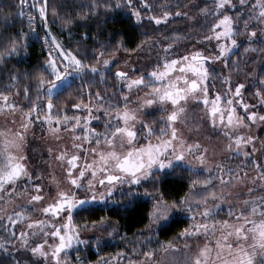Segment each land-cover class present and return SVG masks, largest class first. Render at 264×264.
Masks as SVG:
<instances>
[{"label":"snow or ice","instance_id":"obj_1","mask_svg":"<svg viewBox=\"0 0 264 264\" xmlns=\"http://www.w3.org/2000/svg\"><path fill=\"white\" fill-rule=\"evenodd\" d=\"M21 3H26V0H21ZM239 3L243 6L247 0H239ZM47 4L48 0H44L43 5L39 7V14L45 22ZM35 6L34 4L33 7ZM113 6L119 8L121 4H104V7L108 8ZM124 6L132 9L131 15L137 22L142 20L141 10L134 7V0H126ZM214 6L219 19L209 29L211 35L205 36L204 39H216V54L205 55L195 51L186 55H174L173 45L179 39L176 37L172 42L163 45L165 55L161 58L162 63L157 62L151 71H145L135 78L119 68L113 72V59L104 58L106 50L99 52L95 63H85L78 54L65 50L50 31L45 33L44 43L50 45L51 50L42 67V74L37 77L35 100L29 96V87L23 89L31 107L24 111L20 105L10 100L9 95L0 92V101L3 102L0 103V111L7 108L11 112L17 109L23 112V121L20 124L23 131L13 134L0 131V200L8 197L6 203H13L15 197L25 194L28 196L27 204L32 206L33 211H39L42 217L33 218L27 214L26 209L0 217V223L4 219L9 222L6 231L17 226L20 221H25L26 230H21L19 234L21 247L30 248L33 255L44 259L45 264H69L67 250L74 244L89 243L88 240L81 239L82 232L99 233L95 236V245H99L105 235L111 237L118 234V228L112 223L111 217H96L95 205L102 202L108 207L111 202L126 210L135 206L137 198L143 196L148 198L150 204L146 212V228L149 231H164L174 221V217L191 214L192 223L183 228L177 238L191 240L203 237L208 241L202 247L197 246L195 252H189L191 246L185 243L184 264H264V197L245 200L244 207L240 209L233 203L227 212L228 219L217 220L220 208L228 199L224 189L234 180L243 178L234 175L232 169H225L221 165H216L218 175L204 177V172H211L208 147L198 141L188 143L177 127L178 122L185 120L187 102L190 99L196 100L205 106V114L210 117L213 126L219 124L225 129L224 135L229 141L226 147L229 151H235L237 155L242 154L246 160L256 151L255 137L238 135L232 131L242 126H250L245 125V118L250 123L264 122V114L251 110L254 106L244 103L243 100H240L239 104L242 105L244 114H239L235 98L242 95L245 85L237 83L234 89L229 87L223 94L218 92L209 98L211 65L207 62L219 61L227 67L230 54L238 47L234 38L238 31L233 26V17L227 14V9L235 5L232 0H214ZM99 7L98 0H92L89 12L95 14ZM141 7L150 10L152 5L148 0H141ZM252 8L258 10L256 18L264 22V0H256ZM202 11L207 15L210 10L205 8ZM174 14L187 15L179 11ZM87 15L88 12L84 13L82 18ZM171 15L173 13L164 11L162 16H149V20L160 25L162 22L166 23ZM31 20L32 17L29 16V21ZM244 26L247 30L248 21L244 22ZM30 31L40 38L34 29ZM256 35L255 31L248 34L249 39ZM20 39L21 37L11 39L10 47L0 53V59L5 55L17 53ZM144 43L145 41H142L138 47H142ZM22 47L26 49L27 43ZM123 47L121 41L115 50ZM124 50L129 51L127 48ZM249 50L257 51L251 45L245 49L246 52ZM106 73L122 81V86L126 87L129 93L133 88L149 91L143 97L136 98L135 108L128 107L131 97L127 94H121L123 108H113L111 104L104 107L99 103L103 99L101 93L91 90L87 93L86 103L83 99L86 83L84 77L90 76L93 80L98 77L100 82H105ZM12 79L15 80L16 77L13 76ZM78 79L81 80L79 85L76 84ZM224 82L231 84V77L225 76ZM261 83L264 84V80H261ZM57 89L61 91L57 92ZM73 91H76L81 99L79 102H70L69 110L83 109L88 115L69 116L67 111L63 114L57 111L54 114V100L64 93L71 95ZM255 95L259 98L258 103L264 106V89H258ZM229 96L232 98L229 99ZM93 100L97 103H92ZM165 105H170V108H164ZM153 106H159V110L166 112V115L160 118L163 126L158 129L153 126L154 121L147 119L148 110ZM93 109L97 112L103 109V114L109 117L102 132L90 126L91 120L99 119L93 115ZM41 112H44L43 117ZM36 120L46 123L57 140L61 139L62 131L69 132L72 138L71 149L66 147L55 157L63 169V177L58 179L52 174L48 178V186L42 185L40 179L34 178V174L29 172L24 163L26 157L20 151L29 125ZM78 130L81 135L76 134ZM141 139L146 143H140ZM85 144L88 147H85ZM248 145L253 146L251 151L245 150ZM52 151L50 148L49 152ZM253 163L260 169V179H264V163ZM185 166L190 176L188 192L170 200L157 185L161 184L166 176L185 169ZM214 180L219 182V191L216 190L217 184L213 183ZM145 184H150L153 190L149 191L144 187ZM45 187H49V191L46 192ZM141 188L143 191L139 190ZM252 191L249 189V193ZM36 205H39L38 209ZM3 211L4 209L0 208V212ZM197 215L200 220H196ZM77 216L81 217L82 223L76 222ZM11 235L15 237V231H11ZM30 237H39V242L33 241L30 244ZM3 247L4 245L0 244V248ZM97 250L99 251V248ZM158 250L164 253L181 251L173 240H167L159 243V249L144 251L143 260L129 258L127 264H158ZM129 255L118 252L113 260L118 261ZM131 255H137L135 249H132ZM104 264H113V261H104Z\"/></svg>","mask_w":264,"mask_h":264},{"label":"trees","instance_id":"obj_2","mask_svg":"<svg viewBox=\"0 0 264 264\" xmlns=\"http://www.w3.org/2000/svg\"><path fill=\"white\" fill-rule=\"evenodd\" d=\"M238 1L232 0L235 4ZM91 2L92 0H48L47 20L45 22L39 14V7L43 5L44 0H26V3L23 4L21 0H0V53H4L5 49L10 47L11 39L21 37L17 53L11 56L5 55L0 59V92L5 94L17 92L24 111L31 107L29 100L24 96L23 89L29 87L31 89L29 96L35 100L37 77L42 74V67L49 58L48 53L51 50L50 45L45 44L43 40L46 32L50 31L65 50H71L78 54L80 58L85 60V63H95V57L103 50H106L104 58H113L118 55L135 54L153 42L170 43L175 35L183 40L203 39L205 36L211 35L209 29L219 19L215 12L214 0H148L149 4L152 5L150 10L141 7V0H134V7L141 10L142 20L140 22H137L131 15L132 9L124 6L126 0H98L100 7L95 10V14L89 12ZM192 2L195 4L191 6L190 15H180V17L174 18L175 12L185 13L188 10V5H191ZM105 3L112 5L120 3L121 7L108 8L104 7ZM34 4L35 7H33ZM252 6L253 4H248L227 11V14L233 17V26L238 31V35L234 37L238 42V47L230 55L225 74L230 76L232 80L240 81L258 67L256 79L251 82L246 91V100L249 103L258 104L259 98L255 94L258 89H264V84L261 83V80H264V51H261L264 49V35H260L261 39L257 41L247 39L251 31L260 30L261 21L256 18L258 12L253 10ZM205 8L210 10L207 15L202 11ZM164 11L173 13L171 15L173 19L166 24L156 25L154 21L149 20V16H162ZM86 12L88 15L82 18ZM21 13L23 14L21 15ZM29 16L32 17L31 22ZM245 21H248L249 25L247 30L244 26ZM30 29H34L40 38L33 35ZM177 29L179 31L175 32ZM121 41L124 47L116 51L115 49ZM142 41L145 43L142 47H138ZM24 43H27L26 49L22 47ZM249 45L257 51L249 50L246 52L245 49L249 48ZM124 48L129 49V51H125ZM53 57H55V53H53ZM117 68V64L112 65L113 72ZM209 71L211 73L209 78L210 92L214 88L221 90L224 84L222 76L215 70ZM140 74V72L134 73L132 77H137ZM13 76L16 77L15 80L12 79ZM106 76L105 82H100L98 77L95 80L90 76L84 77V81H86L84 83V101L88 102L87 93L89 90L99 91L103 97L99 103L103 104L104 107H109L111 104L113 108L116 106L123 108L124 101L121 94H126V92L120 89L119 80L113 75L106 73ZM80 83L81 80L78 79L76 84L79 85ZM80 99L81 97L76 91H73L71 95L64 93L54 100L53 113L60 111L63 114L64 111H67L69 116L74 115L75 109L69 110L68 106L70 102H79ZM92 103L95 104L97 101L93 100ZM259 106L264 112V106L260 103ZM100 114L104 115L103 109ZM40 115L43 116L44 112H41ZM163 116L164 113L149 114L147 119L154 121L153 126L158 129L163 126V121L160 119ZM100 119L104 120V117ZM92 127L96 128L97 131H104L102 123L98 124V121H95ZM259 137L262 144V157L259 163H264V125L260 130ZM144 141L143 139L140 140L141 143ZM253 162L252 157L246 160L244 156H236L229 160V166L234 175L242 172H255L260 175V169L255 167ZM203 176L207 177L208 174L203 173ZM189 179V173L185 168L166 176L157 187L171 200L188 192ZM144 187H147L149 191L153 190L150 184H145ZM139 190L143 191L142 188ZM94 207L96 217L100 215L111 217V221L118 226V234L111 237L107 236V239H102L99 245H95L94 238L88 240L89 243L84 244L87 256H83L79 247V263L86 259L95 262L101 258L115 257L118 252L130 254L127 256L130 259L144 258L142 255L144 251L159 249V243L164 241L173 240L176 245H180L181 238H177L178 233L191 224V221L184 215H179L174 217V221L166 230L149 231L146 228L148 224L146 212L150 204L148 198L143 196L137 198L135 206L126 210L120 205L111 204V202L108 207ZM29 215L32 216V212H29ZM216 219H228L227 213L225 211L220 212ZM75 220L82 223L80 216L75 217ZM8 227V220L0 223V242L4 245V249L0 250V264H29L14 254L17 236L13 237L9 230L6 231L5 229ZM132 249L136 250L137 255H131ZM162 252L157 251L156 259H159ZM73 259L77 261L75 255Z\"/></svg>","mask_w":264,"mask_h":264},{"label":"rangeland","instance_id":"obj_3","mask_svg":"<svg viewBox=\"0 0 264 264\" xmlns=\"http://www.w3.org/2000/svg\"><path fill=\"white\" fill-rule=\"evenodd\" d=\"M233 3V2H232ZM256 0H247L248 4H255ZM195 2H192L191 5H188V10L185 12L188 16L191 14V6L194 5ZM235 7H229L227 11L235 10L239 7H242L238 1L237 4L233 3ZM243 5V6H245ZM258 12V10H256ZM180 17V16H175ZM135 18V17H134ZM172 16L168 17V21L172 20ZM136 20V19H135ZM167 21V22H168ZM166 22V23H167ZM162 22V24H166ZM260 30L255 31L257 33L256 37H253L248 40L250 41H257L261 39V36L264 35V22L260 23ZM179 30H175V32H178ZM261 35V36H260ZM176 37H179L178 35H175L173 39ZM179 37L178 40H176L173 45V54L174 55H186L191 52L200 51L205 55H213L218 52V48L216 47L217 41L216 39H212L211 41L205 40L204 38H198V39H191V40H183ZM163 42H153L148 45H146L144 48H142L139 52L132 54V55H118L116 57H113V65L117 64L119 69L125 70L129 73V76L132 77L134 73L140 72L141 74L145 71H151L153 67L156 65L157 62L162 63V57L165 55L163 52ZM237 48V47H236ZM233 51H235V49ZM231 55V54H230ZM211 67L209 70H215L217 71L224 81L225 69L226 67L224 64L220 63L219 61L213 62L208 61L207 62ZM258 71V67L254 68L246 78L235 81L231 79V84H227L224 82L223 88L221 90H214L210 92L209 90V98L211 99L216 95V93H224L229 87H235L237 83H243L245 85L244 89H242V95L240 97H236L237 101V110L240 115L244 114V109L242 105L239 104L240 100H243L244 103L249 104L250 106H254L251 110L256 111L259 114H264L262 110L260 109L259 103H249L246 100V91L251 85L252 81H255L256 79V73ZM135 78V77H132ZM210 83V79H209ZM123 82L119 81L120 89H123L127 95H130L131 102L128 104L129 108H135L137 106L136 98L137 97H143L144 94L149 91V89H143V90H137L136 88H133L131 93H129L128 89L126 87L122 86ZM61 89H57L58 92ZM9 95V98L11 101L16 102L20 107L22 108L19 100V94L13 93V94H7ZM229 99L232 97L229 96ZM0 103H3L0 101ZM164 108H170V105L163 106ZM187 112L184 122H178L177 127L180 129V131L183 133V136L188 141V143L193 142H199L202 145L208 147L209 153H208V161H209V168L211 169V172H204L208 175L216 176L219 173L216 170V165H221L225 169H230L229 160L236 156H243L242 154L237 155L235 151H229L227 149L228 144V138L224 135L225 129L217 124V126H213L211 123V119L208 115L205 114V106L202 102H198L196 100H189L187 102ZM23 109V108H22ZM101 111L97 112L95 109H93V115L99 117V119H93L90 121V126L92 127V124L95 121H98L99 123H102V127H104L105 122L109 119V117L105 115H101ZM149 114H155V113H164V116L166 115L165 111L159 110V106H153L152 109L148 110ZM74 114H78L82 117L87 116V111L83 109H75ZM43 117V116H41ZM104 117V120H101L100 118ZM23 121V112L20 109H17L15 112L9 111L7 108H5L3 111H0V131L13 134L18 131H23V129L20 128V124ZM115 123V121H113ZM245 125L250 126H242L238 129L232 130L235 134L243 135V136H253L255 137V148L256 151L252 154V158L256 163L260 162V159L262 157V144L260 141L259 133L262 129L264 122L257 121L255 123H250L247 118H245ZM140 125L137 123V128H139ZM102 132V131H101ZM77 135H81L82 133L78 130ZM61 139L57 140L53 134L49 131L48 125L46 123H42L40 120H36L34 123L29 125L27 132L25 133L24 141L22 143L21 152L26 157L24 163L26 167L28 168L29 172H32L34 174V178H39L42 185L48 186L49 185V176L52 174H55L58 179H61L63 177V169L60 166V162L56 160V155H58L59 151L63 150L64 148L71 149L72 144V138L71 134L69 132H60ZM2 139V137H0ZM141 143V142H140ZM143 143H146L144 141ZM85 147H88L87 144H85ZM252 145H248L245 150L251 151ZM52 149L53 151L50 153L49 149ZM187 168V166H185ZM236 176L242 177L241 180H234L232 184H230L227 188L224 189L225 193L228 194V199L223 203L222 207L219 210L220 212L225 211L226 213L229 210V206L233 203L236 204L237 209H240L244 207V201L258 198V197H264V179H260L259 173H237ZM227 179V177H225ZM214 184H217V191H219V182L213 181ZM21 186L22 183H21ZM127 188V185L124 186ZM249 189H252L253 191L249 193ZM45 191H49V187H45ZM119 194V193H117ZM196 193H194L195 195ZM8 197H5L4 200H0V208L4 209L3 212H0V217L5 216V214H12L13 212H21L23 210H27V213L32 212L33 218H42L39 211H33L32 206L27 204L28 196L25 194H21L18 197L14 198L13 203H6ZM21 206H24L23 208ZM95 206H104L101 202L98 205ZM37 209L39 208V205H36ZM191 214L184 215L185 218L189 219L192 223V220L190 218ZM7 220V219H4ZM3 220V221H4ZM196 220H200L199 215L196 216ZM20 225L14 226L9 231H16V242L14 244V254L19 257L21 260H23L26 263L29 264H45V261L43 258L39 257L38 255H33L30 251V248L28 247H21L20 241H19V234L21 230H26L25 221H20ZM113 223V222H112ZM115 224V223H114ZM116 225V224H115ZM17 227V228H16ZM116 227H118L116 225ZM157 231V230H155ZM99 235V233L93 234L92 232H84L81 234V239L85 240H91L95 239V236ZM218 235V234H217ZM103 239H107V235L103 237ZM33 241L39 242V237H30L29 243L32 244ZM52 242L51 240L49 241ZM208 241L205 240L203 237L199 238H193L191 240H185L181 238V244L177 245V248L181 251H177L175 253L169 252L164 253L162 252L159 256V259H157L158 264H184V245L185 243H188L191 247L189 249V252H195L197 250V246L202 247L204 243ZM0 244H2L0 242ZM83 252V256H87L84 248V244H74L71 249L67 250V255L69 258V264H77V261L73 259V256L75 255L78 257V251L80 248ZM4 249L0 248V250ZM74 254V255H73ZM114 257L109 258H103L100 260H97L95 262H90L88 259H86L84 262H80L79 264H97L99 261L100 264H104V261L112 260L113 264H127V260L129 257H122L118 261L113 260ZM144 258H136L133 260H143Z\"/></svg>","mask_w":264,"mask_h":264}]
</instances>
